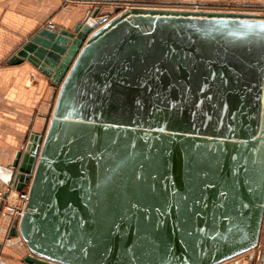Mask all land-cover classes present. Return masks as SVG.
I'll list each match as a JSON object with an SVG mask.
<instances>
[{"label": "water", "instance_id": "water-1", "mask_svg": "<svg viewBox=\"0 0 264 264\" xmlns=\"http://www.w3.org/2000/svg\"><path fill=\"white\" fill-rule=\"evenodd\" d=\"M129 1L8 60L56 85L4 168L28 190L8 238L28 264H222L260 246L264 264V14Z\"/></svg>", "mask_w": 264, "mask_h": 264}, {"label": "crops", "instance_id": "crops-1", "mask_svg": "<svg viewBox=\"0 0 264 264\" xmlns=\"http://www.w3.org/2000/svg\"><path fill=\"white\" fill-rule=\"evenodd\" d=\"M98 0H0V179L30 134L40 132L49 115L56 85L32 64H8L16 49L42 27L72 29ZM150 4L186 0H139ZM208 5L264 8V0H192ZM132 4V3H130ZM102 11H108V7ZM12 220L0 215V264H28L23 239L8 238ZM242 260L239 264H251ZM222 264H233L231 261Z\"/></svg>", "mask_w": 264, "mask_h": 264}, {"label": "built area", "instance_id": "built-area-1", "mask_svg": "<svg viewBox=\"0 0 264 264\" xmlns=\"http://www.w3.org/2000/svg\"><path fill=\"white\" fill-rule=\"evenodd\" d=\"M130 2L116 3V5L122 6V9H127L133 4ZM195 8H199L195 4ZM49 28L56 29L54 25H50ZM28 200L27 188L22 191H17L11 183H6L0 179V215L7 217L10 220H20L24 214L26 203Z\"/></svg>", "mask_w": 264, "mask_h": 264}, {"label": "rangeland", "instance_id": "rangeland-1", "mask_svg": "<svg viewBox=\"0 0 264 264\" xmlns=\"http://www.w3.org/2000/svg\"><path fill=\"white\" fill-rule=\"evenodd\" d=\"M133 2V5H137V4H141V5H146V6H169V7H177V8H188V9H234V10H242V11H251V12H261L264 14V8H254V7H245V6H241V7H237V6H229V5H217V6H206V5H201V3H189L188 2H192V0H186V1H179V2H172V3H155V4H150V3H146V2H140L139 0H131ZM195 4H197L199 6V8H195ZM264 231L262 232V241H263V235ZM261 241V242H262ZM263 244V243H262ZM261 247H258L257 249H254L252 252L250 253H245L242 254L240 256H237L229 261H231L233 264H239L242 260H248L247 256H250L251 254H253L255 260L251 261V264H258V251ZM256 255V256H255ZM250 261V260H249Z\"/></svg>", "mask_w": 264, "mask_h": 264}, {"label": "flooded vegetation", "instance_id": "flooded-vegetation-1", "mask_svg": "<svg viewBox=\"0 0 264 264\" xmlns=\"http://www.w3.org/2000/svg\"><path fill=\"white\" fill-rule=\"evenodd\" d=\"M263 229H264V223H263ZM264 231V230H263ZM261 247V246H260ZM261 251V248L259 249V251L258 252H260Z\"/></svg>", "mask_w": 264, "mask_h": 264}]
</instances>
